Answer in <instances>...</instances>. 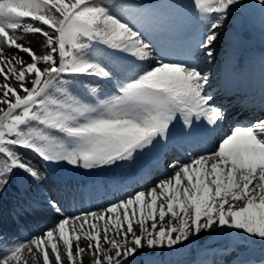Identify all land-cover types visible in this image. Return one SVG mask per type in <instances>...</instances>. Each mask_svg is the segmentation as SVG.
<instances>
[{
    "label": "snow or ice",
    "instance_id": "obj_1",
    "mask_svg": "<svg viewBox=\"0 0 264 264\" xmlns=\"http://www.w3.org/2000/svg\"><path fill=\"white\" fill-rule=\"evenodd\" d=\"M178 7L191 8L199 38L182 59H171L150 38L159 12L146 0H0V192L16 178L41 187L46 177L27 152L49 166L88 171L169 151L189 157L169 164L174 171L147 192L100 212L68 217L51 196L26 203L29 214L59 218L0 252V264H28L26 251L34 264L38 257L83 264L84 254L89 264H165L164 249L171 255L177 245L198 243L214 226L237 246L264 244V120L223 131L228 111L214 103L199 62L200 55L205 65L214 60L218 29L229 17L255 7L264 15V0ZM23 34L44 37L46 54L19 43ZM95 81L112 92L91 87ZM192 142L212 148L196 156L186 148Z\"/></svg>",
    "mask_w": 264,
    "mask_h": 264
},
{
    "label": "bare ground",
    "instance_id": "obj_2",
    "mask_svg": "<svg viewBox=\"0 0 264 264\" xmlns=\"http://www.w3.org/2000/svg\"><path fill=\"white\" fill-rule=\"evenodd\" d=\"M236 16V15H235ZM131 25L134 27H144V24L140 25L135 20L132 22L129 21ZM38 24V22H35ZM230 25V22L226 23ZM224 25V30L228 29L230 26ZM38 26V25H37ZM159 28L156 24L152 23L148 26V31L153 33V31ZM22 29L18 30V33H22ZM234 32L231 31L230 34L227 33L224 35L225 39L233 38ZM152 39V36L150 35ZM27 40L32 44V47L36 50L37 55L46 54L48 49L46 48V39L42 37L40 34H23L19 43H22ZM153 40V39H152ZM158 46L167 53V58L171 59H182L184 54L191 48L194 44L188 47L182 46H166L162 45L158 42H155ZM236 45V44H235ZM231 42L225 41V43H217L216 48L214 50V60L212 62H219L217 56H222L226 61V63L218 67L216 66L215 70L209 73L210 81L214 78L227 80H234L233 85L229 86L228 89L224 90L222 95L221 93V85L210 84V87H207L208 91H212L214 93L215 99L214 103L218 106L223 107L226 101L221 100L220 98L227 97L228 103L230 102L232 110L227 108L228 118L225 121L223 131H228L232 126L239 123L251 124L257 120H264V109H262L261 105L264 103V70L258 63L253 62H245L244 60H240L238 57V52L236 50L237 47ZM260 47V45H259ZM255 55L261 52V48L253 47ZM203 50V49H202ZM204 51V50H203ZM218 59V60H217ZM254 60V59H253ZM30 62V61H29ZM151 63V62H150ZM211 63V62H210ZM263 66V65H262ZM244 70V71H243ZM243 71H250L248 74H244L241 76L239 73ZM261 79L262 83H258L256 80ZM3 82L2 77H0V83ZM100 84L106 83L103 81H96ZM229 84V82H228ZM91 87H98L95 82H91ZM105 91L104 88L98 87ZM106 92L110 93V90ZM228 94V95H226ZM220 95V98H219ZM219 141V136L216 137V142ZM186 148H188L193 155L207 154L212 145H205L200 142H192L190 144H186ZM189 159L188 156L185 155V152L180 151H169L166 156H157L153 157L151 160L145 159L142 164L139 165L138 168H135L131 173L135 174L137 178L133 182L125 178H118L114 180L102 181L101 183L96 184H88L85 185L83 189L84 192L89 193L88 199L87 197L81 196V198H72L67 196L65 200L61 201L58 199V202L64 209V214L68 217H73L77 215H84L89 212H100L103 211L108 206L120 202L126 198L132 196L133 193H137V188H142L140 191L147 192L150 188L154 187L160 181L169 177V175L174 171V169L169 167L171 163L184 164ZM128 164H126L127 168ZM23 179L16 178L12 183H10L9 187L14 189H21L23 187L22 183ZM20 182V184H19ZM24 182V181H23ZM133 183V184H132ZM152 184V185H151ZM151 185V187H148ZM147 186V188H145ZM95 190L96 194L93 193ZM42 195V194H41ZM40 196V195H39ZM25 193L23 190L20 193L13 192L8 201L11 202L9 205V210L12 211L11 214H8V219L6 220V225H8V229L12 231V235L9 237H5L4 241H0V252L7 249V247L11 246L12 243L24 242L28 243L31 238L38 237L42 231L47 229L54 222L56 217L55 214H49L44 216L32 215L27 213L24 209L26 203H22L25 200ZM45 197V196H44ZM43 197V199H44ZM40 199V198H39ZM28 202H31L29 200ZM27 202V203H28ZM239 206V205H238ZM159 207V201H158ZM29 215L30 219H27ZM170 218H165V222H167ZM150 224V222H149ZM213 228H216L215 226ZM206 232H202L201 235L205 236ZM84 244L83 241H81ZM86 246V245H84ZM237 245L230 244L226 247L225 252L230 255ZM75 252V248H74ZM25 257L28 261V264H34V261L31 256L27 255V251L25 252ZM91 257L87 254L83 256V264H89ZM205 264L204 258L198 259L195 264ZM257 260H252L250 263L246 264H257ZM36 264H43L42 257H38ZM66 264V262H65ZM231 264H238L237 262H233Z\"/></svg>",
    "mask_w": 264,
    "mask_h": 264
},
{
    "label": "rangeland",
    "instance_id": "obj_3",
    "mask_svg": "<svg viewBox=\"0 0 264 264\" xmlns=\"http://www.w3.org/2000/svg\"><path fill=\"white\" fill-rule=\"evenodd\" d=\"M173 1L180 2V5H187L190 3V0H146L147 3L154 6L159 12L158 18L150 23H154L156 24V26H159V28H156L153 33L151 32V36L153 41L160 43L161 46L166 45L188 47L196 43L199 38V24L196 17L193 15L191 8L178 7L177 3L174 4ZM124 2H131V0H124ZM246 2H250V0H246ZM235 15L236 16L234 17H229L224 22V25H227L226 23L230 22V25H227L230 27L226 29V31L224 30V25L221 29H218L220 33L218 43L222 42L223 44L225 43V41H227L229 43L232 42L234 45L236 44L235 47L239 49L236 51L238 52V57L240 60L242 59L245 62H255L260 64L261 67H264V15H262L259 7L245 9L241 12H237ZM127 19L131 22L135 20L140 25L144 24L143 21L138 22L131 16H128ZM252 21H254V26L256 27V37L260 45V47L258 46V48H261V52H259L257 55L252 52L254 48H244L243 43L239 38V33L242 30V26ZM33 23L34 26L38 25L35 22ZM231 31L234 32L233 38L228 40L225 39L224 35L226 33L227 35L230 34ZM23 44L25 46H30L36 52L34 47H32V44L27 40H25ZM199 52L202 54L203 50L200 49ZM20 55L26 61H28L27 54L20 53ZM217 58L219 59V62L210 61L211 63L209 62L205 65L202 62L203 57L202 55H200V66L207 73H211L215 70L216 66L221 67L227 61L223 58V55L221 57L217 56ZM220 83L221 82L217 78H214L210 81L211 86L212 84L218 85ZM95 84H97L98 87L104 88L105 91L101 89L103 92H106L107 90H110L112 92V89L105 86L104 84L102 85L96 81ZM76 91L79 92V89H77ZM19 151L24 154V150L20 149ZM26 158L29 159L40 170L41 174L45 176L46 179L42 182L40 188L32 187L28 180L23 179L24 182L22 181V183L24 184L21 189L8 187L4 191L0 192V234H2L4 238L12 235V231L8 229V225H6V220L8 219V214L12 213V211L9 210V205L11 204V202L8 201V198L13 192L20 193V191L23 190L25 196L28 199H34L38 202H43L44 196H51L56 200L60 199L61 201L65 200L67 196H70L72 198L79 197L82 199L81 196L82 194H84V192L81 191L82 188H80L77 183L84 185L86 182L85 185L87 186L88 184H96L101 183L102 181L107 182L108 180H114V178L123 179L125 178L127 172L134 171V169L138 168L139 165L142 164L146 159L142 158L138 160L134 165H128L127 168L125 167L127 163H125L122 167L119 168L113 167L110 170L95 171L76 169L65 164L56 166L62 172V176L55 177L51 176L47 172L45 166H43L41 162L34 156H30L28 155V153H26ZM85 185L83 186V189L85 188ZM151 185H148V187H151ZM145 188H147V186ZM140 189L142 188H137L136 191H140ZM93 193L96 194L95 190H93ZM22 203L25 204V200L22 201ZM27 219H30L29 215L27 216ZM216 232V228H213L211 231H207L205 236H200L198 243L188 244L187 247L177 245L176 247L178 250L179 248H185L182 256L184 258L178 259L177 256L178 254H180L178 250L173 252L171 255H166V253L169 251L168 249H164L161 252V257L165 261V264H173L174 262H177V264H192L198 261V259L200 258H204L205 264H231L233 262H236V259L239 256V251H246L250 250L251 248H256L260 252L262 257L264 256V244H261V242L259 241H255L250 246H237L234 251L230 255H228L225 252L226 247H228L230 244H233V242L225 236L216 235ZM185 244H187V242H185Z\"/></svg>",
    "mask_w": 264,
    "mask_h": 264
},
{
    "label": "water",
    "instance_id": "obj_4",
    "mask_svg": "<svg viewBox=\"0 0 264 264\" xmlns=\"http://www.w3.org/2000/svg\"><path fill=\"white\" fill-rule=\"evenodd\" d=\"M242 38L245 39V41H250L256 43L255 37H254V28L251 26H248L247 28L244 29L242 33ZM245 255L244 253H241V257L238 258L239 261H244L245 259L243 258Z\"/></svg>",
    "mask_w": 264,
    "mask_h": 264
}]
</instances>
